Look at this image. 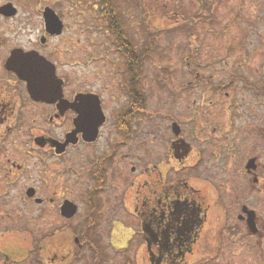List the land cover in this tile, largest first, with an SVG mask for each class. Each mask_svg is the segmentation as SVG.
<instances>
[{
  "label": "flooded vegetation",
  "instance_id": "obj_1",
  "mask_svg": "<svg viewBox=\"0 0 264 264\" xmlns=\"http://www.w3.org/2000/svg\"><path fill=\"white\" fill-rule=\"evenodd\" d=\"M204 1L199 4L209 15L214 13L210 8L213 4L229 9L236 22L237 45H229L221 56L235 57L221 69L226 81L216 86L210 76L209 82L211 90L224 91L230 102L223 109L227 112L207 116L206 136L205 130H195L196 126L184 125L178 119L166 129L150 132L155 141L150 140L138 157L143 160L138 183L122 177L123 162L118 155L130 144L135 122H140L147 110L143 71L147 49L140 55L122 29L123 41L135 56L128 60L113 35L116 58L112 62L118 64L121 57L125 62L124 103L109 114L103 86L94 88L85 74L73 76L70 71V37L61 15L45 1L4 0L0 4V203L8 199L9 187H17L27 169L24 161H17L23 154L48 164L43 169L52 167L55 182H69L65 195L79 192L78 203L65 198L58 206L65 226L46 237L55 245L66 233L69 239L63 242L71 248L65 255H55L50 264H74L84 249L90 250V264H102L110 252L106 245L119 254L124 251L123 259L128 256L126 262L132 264V237L120 247L117 233H133L135 228L141 235L147 264H264V51L260 49L264 46V0ZM5 6H11L10 12L1 11ZM47 9L55 11L62 21L61 34L49 32ZM195 20L205 19L199 13ZM209 63L215 68L214 52ZM83 64L86 69L88 65ZM33 73L42 79L41 87L51 92L49 96L44 92L38 98L31 95L25 77ZM234 105L255 108H243L236 116L231 114ZM111 120L106 145L98 149ZM89 128L90 133L97 128L95 139L89 138ZM55 163L60 166L56 171ZM24 192V200L38 206L47 204L38 185L32 184ZM49 202L54 204L55 199ZM66 202L77 207L73 217L62 214ZM79 217L80 226L73 224ZM7 228L0 225V237ZM72 237L73 246L69 242ZM37 252L35 259L40 263L38 256L47 251L41 245ZM20 262L7 255L0 240V264Z\"/></svg>",
  "mask_w": 264,
  "mask_h": 264
},
{
  "label": "rangeland",
  "instance_id": "obj_2",
  "mask_svg": "<svg viewBox=\"0 0 264 264\" xmlns=\"http://www.w3.org/2000/svg\"><path fill=\"white\" fill-rule=\"evenodd\" d=\"M39 1L42 3L45 1V4L54 8L67 24L72 50L70 69L72 75L85 74L87 80L94 84V88L101 84L107 112L113 114L124 103L121 97L125 62L122 57H118V64L112 62L116 58V47L105 16L100 11L99 0ZM3 2L4 0H0V4ZM199 2L200 0H112L120 21L119 25L135 49L140 55L147 49L143 67L147 110L140 117V122H135V131L130 144L123 146L118 155L119 162H123V165H120L123 167L121 175L130 182L135 180L138 183V180H142L140 175L143 171V160H139L138 157L142 156L150 140L153 141L152 143L155 141L150 132L166 129L170 122L178 119L177 121L184 122V125L190 123L196 126L195 130H205L204 136H206L209 124L206 120L207 116L224 113L226 110L223 109L230 103L226 100L224 91L216 93L210 89L209 82L210 76L216 86L226 81V75L221 69L225 70L227 67L225 62L231 64L235 57L226 59L221 56L229 45L233 47L236 44L234 42V39H238L234 29L236 22L233 16H230L229 9L224 11L223 8H216V5L213 7L211 4L210 8L214 12L212 17ZM233 4L234 2L230 3L229 7L233 8ZM235 7L236 5L234 10ZM199 13L204 17V21L195 20ZM212 19L213 22H209ZM260 49L264 51V46ZM212 52L217 56L215 68L212 67L213 63H209ZM100 56L108 58L99 59ZM84 62L85 66L88 65L86 69L82 68ZM190 70L195 71V74H190ZM243 108L251 110L255 106L234 105L231 114L237 116L238 113H243ZM195 115L201 116L195 118ZM221 119L225 121L226 118L221 117ZM111 130L112 123L104 129L98 149L105 147L106 136ZM17 161L19 163L24 161L27 169H24V174L20 176L17 187H9L8 199L0 203L2 217L0 225L3 228L8 225L6 232L0 237L1 244L4 245L8 256L21 259L20 264H50L55 255H65L64 253L71 248L63 242L69 239L66 233L57 238L58 242L55 245L51 244L49 254L40 253L38 256L42 260L40 263L35 259V256L39 255L37 251L41 249L42 241L46 236H51L52 231L65 226L59 213L60 203L65 198H71L78 203L79 192L65 195V190L71 185L62 180L55 182L52 167L43 169L48 164L27 159L25 154ZM59 168L58 163H55V171ZM133 168L135 172L132 171ZM32 184L38 185L41 189L40 195L47 201L44 206H38L34 202L24 200L25 197L22 198L21 194H24V190ZM52 198L55 199L54 204L49 202ZM81 220L79 217L73 224L80 226ZM10 223L22 229L12 227ZM135 229L133 233L118 232L117 239L120 241V247H125L128 238L132 237V241L129 242L134 254L132 264H147L146 252L140 243L141 235L138 229ZM69 242L74 245L73 237ZM58 246L61 248H56ZM105 248L110 249V252L107 251L109 254L105 256L102 264H127L128 256L125 259L122 256L124 251L119 254L110 245H106ZM42 249L44 252L48 250L45 245ZM89 252L90 250H82L74 264H90ZM192 263L193 261L190 262Z\"/></svg>",
  "mask_w": 264,
  "mask_h": 264
},
{
  "label": "water",
  "instance_id": "obj_3",
  "mask_svg": "<svg viewBox=\"0 0 264 264\" xmlns=\"http://www.w3.org/2000/svg\"><path fill=\"white\" fill-rule=\"evenodd\" d=\"M10 9H11V6H5L1 9V11L10 12ZM45 18H46V25H47L49 32H51L52 34H56V35L61 34L62 29H63V23L60 20L59 16L56 14V12L53 11L52 9H47V12L45 13ZM36 75H37L36 73H33L32 75L28 74V76L25 77L28 80V83H29L28 87H29V91H30L31 95L33 97L36 96L35 98H38V97L42 96L43 92H44L45 93L44 96H49L51 94V92L48 93L46 91H43V89L41 87L42 79L41 78L37 79ZM47 75H49V74H47ZM31 76H33L34 78H32ZM40 77H41V75H40ZM47 81H51V80L48 79ZM76 126H77V129L80 128V120H78V122L76 123ZM97 128L92 130V133H90L91 128H89L88 131H89V138L90 139H95L97 137V132H98ZM174 130L178 131L179 127L175 126ZM76 132H79V131L77 130ZM70 138L71 137H69V139ZM71 140H73V136H72ZM67 143H68V141L66 142L65 145H67ZM63 148H64V146H62V149ZM60 152H62V151H60ZM76 212H77V207L75 205L69 203V202H66L64 204V206L62 207V214L65 217H73Z\"/></svg>",
  "mask_w": 264,
  "mask_h": 264
},
{
  "label": "trees",
  "instance_id": "obj_4",
  "mask_svg": "<svg viewBox=\"0 0 264 264\" xmlns=\"http://www.w3.org/2000/svg\"><path fill=\"white\" fill-rule=\"evenodd\" d=\"M99 8L101 13L105 16V19L108 24V29L110 30L112 35H115L118 38L119 47L121 48V51L125 53V56L129 60V58L134 56V54L132 53V48L129 47L128 43H125L123 41L124 32L122 31V28L119 25L120 21L116 11L114 10L115 7L112 3V0H99ZM42 243L48 248L47 252H49V250H51L52 244L50 238L45 237Z\"/></svg>",
  "mask_w": 264,
  "mask_h": 264
}]
</instances>
